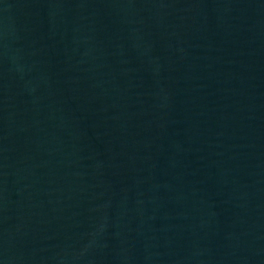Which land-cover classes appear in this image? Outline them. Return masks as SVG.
<instances>
[{
    "label": "water",
    "instance_id": "1",
    "mask_svg": "<svg viewBox=\"0 0 264 264\" xmlns=\"http://www.w3.org/2000/svg\"><path fill=\"white\" fill-rule=\"evenodd\" d=\"M0 264H264V0H0Z\"/></svg>",
    "mask_w": 264,
    "mask_h": 264
}]
</instances>
